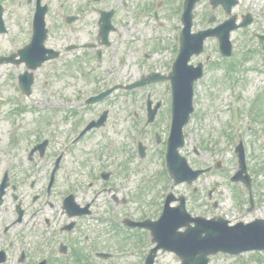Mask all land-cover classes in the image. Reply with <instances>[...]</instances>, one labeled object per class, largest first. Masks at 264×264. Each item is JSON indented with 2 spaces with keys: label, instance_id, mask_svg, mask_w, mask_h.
<instances>
[{
  "label": "rangeland",
  "instance_id": "374dc122",
  "mask_svg": "<svg viewBox=\"0 0 264 264\" xmlns=\"http://www.w3.org/2000/svg\"><path fill=\"white\" fill-rule=\"evenodd\" d=\"M49 1L45 15V23L48 29L46 45L57 48L67 44L77 46L69 51L63 50L65 59L63 57L57 58L51 62L52 64L46 62L34 71H29L32 72L34 78L32 91L21 101L17 97V90L14 88L12 80L16 79L18 74L25 70V67L23 64L0 65V145L7 144L8 133L6 130L9 123L15 120L21 135L20 145L16 150L19 158H24L23 149L26 145H30V143H26L27 140L33 141L36 135L44 137L48 129L53 128L47 121L51 117L49 111L55 108L54 97L49 94L52 88L58 92L60 98L74 99L90 91L96 92V89L99 90L100 86L103 85L104 80L117 78L116 73L104 75L106 70L109 72L112 70L107 59L102 65L97 64L93 59V53L96 49L104 50L106 56L105 47L99 45L97 39L98 10H113L111 22L119 32L117 34L109 33L108 39L111 44L126 43L125 48H128L129 42L134 41L137 44L144 42L148 45L152 42H149V37H146L142 32L151 29L157 33L159 30L163 34L161 36L164 37L166 47L170 42L175 46L176 42L174 34L176 25L178 26L179 23L178 5L180 0H160L158 8L164 21L157 25L148 14L141 22L135 24V29L131 32V28L125 29L124 22L128 23L141 9L154 7L158 0ZM58 1L64 2L59 6ZM239 1V4L232 9V13L237 15L238 21L247 11L256 15H253L249 27L237 29L231 33L230 38L235 51L233 65L231 67L223 65L227 64L229 60L221 57H218V61L222 64L217 61L215 39H207L205 51L192 60L206 63L209 82L203 87H198L196 102L201 114L197 121L189 125L186 135L189 137L185 152L191 167H204L216 161L220 162V166L206 173L200 181L198 179L191 185L179 184L172 188L175 196L183 194L187 197V209L193 214L204 217L222 216L228 219L230 224L238 221L246 223L254 219H264V40L259 41L251 36L252 31L264 35V0ZM9 11H13L8 20L10 25L12 23L19 27L18 33L15 31L11 33L13 40L18 45L23 44L27 38V7L23 1L18 6L12 3L9 6ZM211 14L216 17V20L214 23L208 24L207 19ZM71 15L78 16V19L71 22L74 28L67 27L65 23V18ZM225 18L227 16L220 7L212 8L208 0H200L193 9L191 31H196L199 26H203L202 28L214 26ZM83 42H89L94 47L90 49L79 47L78 45ZM0 46L5 47L7 52L12 50L5 36L0 37ZM121 49L122 46H120V51ZM154 52L158 54L157 51ZM156 54H153L152 58H146V61L149 63H152L153 60L156 61ZM125 60L126 65L117 80L123 81L124 77H127V79L134 81L139 79L142 73V75H146V66L141 62L138 52H133ZM132 63H136V66H132ZM217 63L219 66L216 65ZM46 64L52 65V67L49 66L51 68L49 72L52 71V74L48 78V85L43 83V79L40 80L43 74L40 69L44 68ZM164 88V86H154L153 88L146 85L129 91L115 90L103 101L87 108L84 115L86 118L96 117L104 109L109 111V124L105 126L106 128L104 127V130L108 132L112 142L107 141L106 143L99 135V130L91 131L75 144L65 159L72 167H74V162H77L81 169L78 172L83 177L88 173L98 175L100 165L106 166L107 169H112L114 166L119 167V170L111 175L112 178L108 177L107 181L110 180L111 185H117L120 190L107 189L105 197L101 195L98 197L97 208L101 214L108 212L107 206L109 204L106 201L115 195L118 199L115 210L118 216L128 214L132 219L141 220L146 215H150V217L157 215L158 205L162 201L160 194L164 187L160 183L154 184V180L151 178L156 170H160V162L156 158L157 145L152 141L150 126L142 129L146 118L143 98L147 95L152 100L162 98L163 105V101L166 100ZM234 93L238 94L242 105L241 110H237V112H240L238 119L242 125L246 169L251 179L254 199L250 211L248 210L249 203L245 187L240 182L229 181V176L237 168L233 153V147L237 144V135L234 136V139L230 136V115L227 109L229 97ZM133 97H136L138 107L132 114L131 109L123 108V100L132 102ZM162 105H159L155 119L159 129L164 132L166 104L165 107L161 108ZM11 112H16V115L13 113L14 115L11 116ZM44 112L47 113L43 114ZM57 112L58 116L59 111ZM115 119L120 120V122L113 124ZM42 121L43 123H41ZM62 122L64 121L62 120ZM136 123L139 125L136 126ZM67 125L62 124L60 126V132L63 129L61 134L57 131L60 138L64 135L63 140L70 135L69 132L65 133ZM231 140H233L232 143ZM137 141H141L147 148L142 159H145L147 155L148 157L143 162L138 161L139 159L134 153L135 142ZM210 145H212V149L209 148ZM193 147H197L196 150H193ZM138 163L145 165L147 178H142L137 172ZM23 165L25 166V163ZM14 171L17 172L18 169ZM29 171L30 166L27 164L20 172L28 173ZM100 180L102 179L100 178ZM100 180L92 183V190L101 186ZM158 181L164 180L158 179ZM150 185H154V187ZM153 194L159 196L156 205L150 200ZM123 197L125 198L124 204ZM202 213L204 215H201ZM78 226L79 231L75 235L76 242L78 243V237L80 240L83 236L84 240L90 238V243H93L96 248L112 251L113 255L108 258L109 264H140L136 255L126 258L116 255V252L131 248L133 244L145 243L147 240L145 234L131 233L130 240L132 242H129L123 235H118L117 230L112 229L109 224L101 223L98 220L79 221ZM248 253L240 255L238 258L216 254L210 256L209 264H264V260L261 259L264 258V252H262L263 254ZM155 258L157 264H180L176 255L167 251H158ZM94 264H106V262L94 260Z\"/></svg>",
  "mask_w": 264,
  "mask_h": 264
},
{
  "label": "flooded vegetation",
  "instance_id": "af4514ba",
  "mask_svg": "<svg viewBox=\"0 0 264 264\" xmlns=\"http://www.w3.org/2000/svg\"><path fill=\"white\" fill-rule=\"evenodd\" d=\"M22 1L27 7V38L23 43L24 45L29 43L30 38L28 8L32 0H0L3 29L0 32V37L11 36L13 31L18 33V25L15 26L12 23L10 25V21H8L13 12L9 11V6L12 3L18 6ZM34 2L36 3V0H33ZM131 44L132 42L128 44V48H125L124 44L122 57L124 65H126L125 58L134 52L130 48L131 46H129ZM67 45L63 48L65 49ZM175 46H177L176 42ZM175 46L170 42L168 47H165L163 51L162 49L154 50L158 54L154 51L142 54L145 58L141 59L148 68L146 75L152 71L153 73L164 74L166 76L160 82L155 81L154 83L158 82L155 86L167 85L170 87L173 80L180 82L183 80V76L187 74L186 69L180 71L183 60L182 58L176 59L175 54L178 51V47L175 48ZM56 49L60 51V57L63 54V50ZM8 53L10 51L7 52L5 51V47L0 46V56L7 55ZM153 54L157 55L156 61L152 59V63L147 64L146 62L148 61H146V58H152ZM139 55L141 54L139 53ZM198 56L200 55H191L186 66L188 68L190 65L195 66L198 60H192ZM132 66H136V63H132ZM173 67L177 69L175 74ZM189 70L191 73L187 78H194L197 70L195 68ZM116 85L123 86L124 83L116 82ZM132 99V102L123 100L124 109L130 108L136 103V97ZM147 101L148 98L143 99L145 112L146 110L148 111ZM151 102L150 107L153 108L157 100H151ZM136 107L138 106L136 105ZM13 113L16 115V112H11L10 115L13 116ZM109 115V111L107 110V117L103 121V126L100 129H96L99 130V135L106 143L107 141L112 142V138L104 130V127L109 124ZM62 118L68 119L65 115ZM118 119H115L113 124L120 122ZM81 126L82 123L75 127L69 125L65 129V133L69 132L70 135L65 140L62 139L64 135H62V138L57 135V131L60 132V129L55 130V147L47 159H44V157L49 152L50 139L47 140L45 137H38L37 135L33 141H26L30 145H26L23 149L24 158H19L16 152L21 139L19 127L16 128L13 124L8 126L7 133L10 139L4 145L8 152V158L0 159V264H93L90 238L84 240L82 236L79 240L80 237H78V243L76 242L75 235L79 231L78 223L79 221H87L93 213H97V215L100 213V210L97 208V200L100 195L105 197L104 195L107 189L114 191L120 190L115 185H111L110 180L107 181L108 177H113L111 175L117 172L119 167L114 166L112 169H107L106 166L100 165L98 175L88 173L83 177L78 172L80 168L77 162H74V167H72L66 161V155L69 154V151L73 149L75 144L91 132L88 131L79 139L75 140L76 135L82 129ZM44 140H47V144L41 154L42 156H39V145ZM162 141V137L160 136V142ZM138 142L141 141H137L134 148L137 159L139 158L137 154ZM143 146L145 147L144 144ZM159 146L160 148L157 154L163 157L165 142H163L162 146ZM33 149L35 151L30 154V151ZM146 151L147 148L145 147L142 158L145 156ZM1 152L2 149L0 148V154ZM147 157L148 155L145 159H141L146 160ZM24 163L25 166L28 164L30 167H36L37 171L30 170L28 173L20 172L25 167L23 165ZM20 164L22 166H19ZM16 169H18L17 172L14 171ZM96 180L101 181V186L96 190H92L91 185ZM117 202V197L112 195L109 201H106L109 204L107 211L113 213L117 209Z\"/></svg>",
  "mask_w": 264,
  "mask_h": 264
},
{
  "label": "water",
  "instance_id": "95a60500",
  "mask_svg": "<svg viewBox=\"0 0 264 264\" xmlns=\"http://www.w3.org/2000/svg\"><path fill=\"white\" fill-rule=\"evenodd\" d=\"M197 0H185L184 12L182 15L185 29L183 30L182 37L187 35L188 27L191 20V10L194 3ZM212 4L222 3L225 6V10L229 13L230 6L233 4V0H210ZM234 17L225 23V29L221 33H218L220 37L221 45H228V32L233 25ZM185 31V32H184ZM202 35L200 41L203 39ZM182 38V39H183ZM199 41V42H200ZM36 48V45H33ZM224 49V47H223ZM241 157V155H240ZM243 171V168L241 169ZM196 223L199 225L197 231L204 232L205 236H195L191 240L186 241L182 245V250L174 248L179 256L182 258V264H206L207 259L204 257L209 253H215L218 250L230 253H238L244 250L250 249H264V221H255L248 225H242L241 223L235 226H227L224 221H199ZM250 229V230H249ZM168 240V238L166 239ZM195 256H199V262L192 261L196 259Z\"/></svg>",
  "mask_w": 264,
  "mask_h": 264
}]
</instances>
